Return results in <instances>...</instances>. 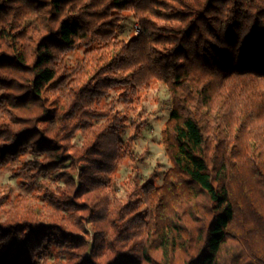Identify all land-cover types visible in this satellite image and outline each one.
Segmentation results:
<instances>
[{
	"label": "trees",
	"instance_id": "trees-1",
	"mask_svg": "<svg viewBox=\"0 0 264 264\" xmlns=\"http://www.w3.org/2000/svg\"><path fill=\"white\" fill-rule=\"evenodd\" d=\"M153 83L172 166L122 202ZM2 169L0 264H264V0H0Z\"/></svg>",
	"mask_w": 264,
	"mask_h": 264
},
{
	"label": "rangeland",
	"instance_id": "rangeland-1",
	"mask_svg": "<svg viewBox=\"0 0 264 264\" xmlns=\"http://www.w3.org/2000/svg\"><path fill=\"white\" fill-rule=\"evenodd\" d=\"M121 33V37L127 41L139 34V25L133 15L122 22ZM79 55L81 56L80 52L74 53L71 58L74 59ZM142 94H144V100L139 114L129 113L127 127L122 135L123 141L128 137L133 139V158L122 160L114 174L119 188L118 198L122 202H126L128 198L129 191L126 184L132 185L136 182L142 185L151 180L159 187L163 183L165 173L172 166L162 136L163 128L170 118L172 109L167 89L162 83H153L151 88L143 90ZM118 107L124 111L120 104ZM134 120H140L141 123L147 122L138 136L131 126ZM81 141L82 136L80 134H77L73 139V142L78 146ZM8 185L14 188L15 195L27 194V191L17 184L16 176L12 171L2 169L0 170V190H8L6 187Z\"/></svg>",
	"mask_w": 264,
	"mask_h": 264
}]
</instances>
